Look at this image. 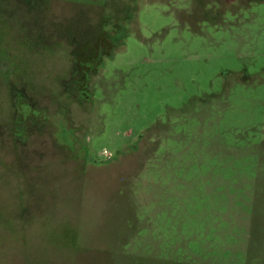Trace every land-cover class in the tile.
I'll use <instances>...</instances> for the list:
<instances>
[{"label": "rangeland", "instance_id": "rangeland-1", "mask_svg": "<svg viewBox=\"0 0 264 264\" xmlns=\"http://www.w3.org/2000/svg\"><path fill=\"white\" fill-rule=\"evenodd\" d=\"M261 263L264 0H0V264Z\"/></svg>", "mask_w": 264, "mask_h": 264}, {"label": "trees", "instance_id": "trees-1", "mask_svg": "<svg viewBox=\"0 0 264 264\" xmlns=\"http://www.w3.org/2000/svg\"><path fill=\"white\" fill-rule=\"evenodd\" d=\"M107 40H108V32H106L103 28H101L98 40H95L94 46L91 45L90 50H87V52L83 53V54H79L78 52L73 53L74 66H76V65L82 66L83 62L90 63V61H91V59H93V57L96 61H99L98 58H99V55L101 54V52H102L101 56L107 55L108 52L105 53V51H106L105 47H107L106 46ZM95 63H97V62H95ZM73 74H75V73H73ZM73 79H75L76 82L79 81V78L76 77L75 75H74ZM78 89H79V87H78ZM252 211H253V209H252ZM261 228L259 230H261ZM260 262H262V261H260Z\"/></svg>", "mask_w": 264, "mask_h": 264}, {"label": "flooded vegetation", "instance_id": "flooded-vegetation-1", "mask_svg": "<svg viewBox=\"0 0 264 264\" xmlns=\"http://www.w3.org/2000/svg\"><path fill=\"white\" fill-rule=\"evenodd\" d=\"M82 85V84H81Z\"/></svg>", "mask_w": 264, "mask_h": 264}]
</instances>
